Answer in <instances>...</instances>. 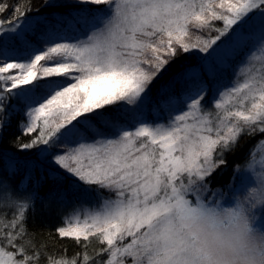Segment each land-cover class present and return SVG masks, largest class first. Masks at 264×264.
<instances>
[{
    "label": "snow or ice",
    "instance_id": "snow-or-ice-1",
    "mask_svg": "<svg viewBox=\"0 0 264 264\" xmlns=\"http://www.w3.org/2000/svg\"><path fill=\"white\" fill-rule=\"evenodd\" d=\"M42 7L69 11L53 13L51 20L47 15L31 19L26 16L30 7L24 12L16 7L18 15L7 26L0 21V39L6 36L20 45L14 55L7 48L0 52V113L12 99L24 104L27 122H21V130L38 135L19 149L39 148L37 159L45 161L50 149L64 145L51 163L73 179L72 190L83 185L99 197L98 205H83L63 217L59 237L78 244L98 238L107 246L97 254L107 255L99 264H127L128 259L142 264V253L168 239L160 226L174 206L187 213L185 205L199 199L185 201L186 189L207 193L206 177L226 164L223 154L239 135L264 133V0H44ZM6 10L0 4V14ZM37 25H43L38 35ZM194 31L200 34L192 40ZM34 35L39 43L29 39ZM245 48L250 54L240 73L243 82L219 92L215 112L206 108L208 81ZM191 50L206 55L196 65H182L152 101V83L181 51ZM149 103L178 114L166 123L147 122L143 109ZM257 148L259 159L254 152L245 167L251 184L264 177V140ZM15 164L7 162L11 171ZM27 167L25 183L35 168L42 171L35 160ZM48 175L65 179L51 169ZM0 200L17 210L11 228L20 225L5 237L14 251L0 244V264H35L39 252L29 254L24 244L15 243L26 233L31 197L16 198L0 185ZM8 224L0 217V231ZM126 238L130 241L124 243ZM92 260L85 252L80 264ZM49 264L78 261L49 257Z\"/></svg>",
    "mask_w": 264,
    "mask_h": 264
},
{
    "label": "trees",
    "instance_id": "trees-1",
    "mask_svg": "<svg viewBox=\"0 0 264 264\" xmlns=\"http://www.w3.org/2000/svg\"><path fill=\"white\" fill-rule=\"evenodd\" d=\"M61 2L67 3V0H61ZM0 4L7 6V10L0 14V21H3L4 24L8 23L14 15H18V13H14V8L16 7H19L21 12L30 7L31 11H27V17L33 16L36 18L47 15L50 20L53 13L69 11V7H42L44 0H0ZM70 7L76 6L70 5ZM89 7L100 6L89 5ZM217 26H220L219 22H217ZM42 30L43 25H37V35ZM199 34L194 31L191 39L194 40L196 35ZM211 34L215 35V33ZM203 35L207 36L208 33L205 32ZM29 39L34 43H39L35 35L29 37ZM41 47H43L42 44ZM5 48L9 50L11 55H14L15 53L12 50L20 48V45L18 42L13 44L12 41L3 37L0 39V52H3ZM249 54L250 50L245 48L234 57L228 58L226 65L217 71L213 79L208 81V87L203 93L205 97L203 104L206 108L215 112L213 102L218 97L219 92L223 91L226 86L231 85L234 81L243 82V76L240 73L248 63L247 56ZM205 55L198 50H191L188 53L181 51L166 70L152 83V101L157 100L159 87L171 80L175 73L181 69L182 65H196ZM257 66H259V62H257ZM248 106L250 107V104ZM183 110H186V104L180 106V111ZM26 111L27 108L24 104L12 99L7 105V111L0 113V122L6 121L3 124L2 131H0V185H7L9 191L16 198L31 197L30 207L26 212V220L24 221L26 233L22 238H18L15 241L17 247L24 244L29 254L38 251L40 255L35 264H49V257L76 258L78 264H80L85 252L90 257H93L92 264H99V262L105 261L107 259L106 254H97L100 249L107 246L100 243L98 238L90 237L88 242L81 240L78 244L72 239L60 238L56 232L57 227L63 225V217L72 214L76 210H81L83 205H98L100 200L95 191L86 192L83 185H81L79 190H72L70 185L74 182L73 179L51 163L52 157L57 152H60L64 145H57L55 148L50 149V155L45 161L37 159L39 148L28 151L19 149V144L29 142L38 135V132L30 135L23 134L20 125L21 122H27ZM109 111L113 114L116 113V109H109ZM176 114H178L177 111L160 110L153 103L147 104L143 109L144 118L150 123H166L170 116L174 117ZM125 119H130V117H125ZM262 140H264V133L258 131L251 134L247 131L242 132L230 150L224 152L223 158L226 160V164L214 169L212 174L206 177L204 183L208 185L209 189L206 195L211 196L213 193L219 192L220 195L231 197L233 193H236L238 191L236 189L238 181L242 179L246 164L251 161L254 152L256 153V158L259 159L260 153L257 146ZM217 151L219 152V149ZM215 158L217 160L220 159L219 156ZM10 160L16 161L15 171H11L7 166V162ZM29 160H35L42 165V171L39 167L35 168L31 178L25 183L24 178L28 173L27 162ZM50 169L60 172L61 175L65 176V179L62 182L51 179L48 175ZM42 176L43 178H41ZM102 195L110 196L111 194L102 192ZM261 212L263 214L264 210H261ZM16 214L17 210L14 205L6 204L3 200H0V217L9 222L8 226L4 227L3 231H0V244H3L10 251H14V249L7 244L5 237L9 231L15 234L19 230V224L16 229H12L10 226V222ZM129 241L130 238H126L124 243Z\"/></svg>",
    "mask_w": 264,
    "mask_h": 264
},
{
    "label": "clouds",
    "instance_id": "clouds-1",
    "mask_svg": "<svg viewBox=\"0 0 264 264\" xmlns=\"http://www.w3.org/2000/svg\"><path fill=\"white\" fill-rule=\"evenodd\" d=\"M186 192L185 201L199 199L185 205L187 213L174 206L160 226L168 239L142 253V264H264V224L257 213L264 209V177L231 197L213 199L191 188Z\"/></svg>",
    "mask_w": 264,
    "mask_h": 264
},
{
    "label": "rangeland",
    "instance_id": "rangeland-1",
    "mask_svg": "<svg viewBox=\"0 0 264 264\" xmlns=\"http://www.w3.org/2000/svg\"><path fill=\"white\" fill-rule=\"evenodd\" d=\"M28 18L34 19L33 16H29ZM7 24H8V23H5V26H7ZM4 38H5L6 40H9V38L6 37V36H5ZM256 48H257V49L259 48V44H258V43H257V45H256ZM252 50H255V49H252ZM249 185H251V180H250V178H246V174H245V172H244L243 175H242V179H240V180L238 181V186H236V189H237V190H241V188H243V187H245V186H249ZM261 210H264V209H257V213H258V216H259V218H260V222H261V223H264V213L262 214ZM259 213H261V214H259ZM127 264H131V260H130V259L127 260Z\"/></svg>",
    "mask_w": 264,
    "mask_h": 264
}]
</instances>
